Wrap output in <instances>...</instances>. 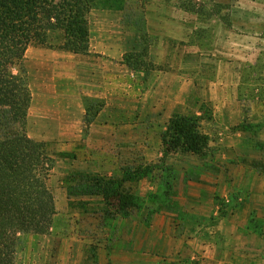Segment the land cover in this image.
Wrapping results in <instances>:
<instances>
[{"label": "crops", "instance_id": "1", "mask_svg": "<svg viewBox=\"0 0 264 264\" xmlns=\"http://www.w3.org/2000/svg\"><path fill=\"white\" fill-rule=\"evenodd\" d=\"M113 42L109 33L99 34L85 56L32 47L27 51L32 103L26 133L44 143L55 161L50 187L57 213L48 235L24 236L21 264H264V227H248L254 212L264 222L263 171L233 164V173H241L242 179L225 182L216 169L206 177L200 164L186 165L181 176L193 173L199 179L184 177L180 191L163 198L153 195L164 172L158 181H151L157 175L151 170L140 185L134 182L131 173L144 165L140 160L144 169L150 168L166 152L154 145L159 118L152 115L159 107L153 101L147 100L146 115L152 114L145 125L136 120V106L129 118L123 113L125 101L130 108L131 97L136 102V90L144 87L133 84L135 74L122 65ZM144 89L147 99L151 90L147 85ZM253 120L264 125V111ZM248 137L241 141L245 152L253 147ZM262 138L264 128L257 139ZM226 146L237 151L234 141ZM214 154L217 160L219 153ZM80 178L99 181L98 191L88 190L95 183ZM111 181L108 188L133 191L140 199L106 196L104 185ZM236 187L244 190L240 211L231 208L229 216L220 217L219 189L224 190L221 201L228 203L226 190ZM211 216L215 225L209 226ZM250 236L254 239L249 242L245 237Z\"/></svg>", "mask_w": 264, "mask_h": 264}, {"label": "rangeland", "instance_id": "2", "mask_svg": "<svg viewBox=\"0 0 264 264\" xmlns=\"http://www.w3.org/2000/svg\"><path fill=\"white\" fill-rule=\"evenodd\" d=\"M95 1L97 5L88 16L90 40L99 34L109 33L113 37L115 51L122 56V65L135 74L133 84L144 88L147 85L151 90L150 97L146 99V90L139 87L135 92L137 101L134 102L135 97L132 96L129 108L127 99V109L123 113L128 114L136 106L133 110L137 111L136 120L145 125L152 114L146 115L147 100L159 107L152 115L153 119L159 118L156 120L159 125L155 131L154 145L164 148L165 156H169V166H163L166 164L163 162L165 156L156 157L152 167L145 169L144 161L140 160L139 164L144 165L131 173L135 174L137 186L146 179L149 171L157 174V178L154 176L151 181H158V176L164 172L162 186L153 196H173V193L180 191V182L184 177L197 180L200 177L193 173L181 176V169L186 165L200 164L201 172L206 177L210 172L214 175L213 170L216 169L219 178L225 182L242 179L241 173H233V164L251 165L264 173V164L257 162L258 158L264 162V141L263 138L257 139L264 125L253 120L264 111L261 106L264 103V0ZM42 48L52 50L38 46H33L32 50ZM82 75L86 77L88 74ZM126 116L123 115V119ZM177 116L200 119L202 130L210 137L209 146L201 156L180 151L169 154L166 151L162 140L168 133L171 120ZM248 136H251L250 145L253 147L245 152L242 142L245 143ZM233 141L237 144V151H230L226 146L227 142ZM214 153H219L218 161ZM226 153L239 155L227 158ZM83 181L94 183L80 178V182ZM93 185L88 190L93 188L97 192V184ZM104 187L108 197L126 195L137 200L138 195L133 191L124 194L123 190L108 188V183ZM223 191L219 189L217 195L220 217L229 216L231 208L235 212L240 211L238 199L243 196L244 190L240 187L228 188V203L221 201ZM214 218L211 216L209 226L215 225ZM262 226L264 222L254 212L248 227L258 230L257 227ZM245 238L249 242L254 239ZM24 252L25 246L20 263L25 260Z\"/></svg>", "mask_w": 264, "mask_h": 264}, {"label": "trees", "instance_id": "3", "mask_svg": "<svg viewBox=\"0 0 264 264\" xmlns=\"http://www.w3.org/2000/svg\"><path fill=\"white\" fill-rule=\"evenodd\" d=\"M96 5L95 0H0V264H21L24 236L48 235L57 213L50 187L55 161L44 143L26 133L32 103L27 51L38 46L88 55V16ZM199 122L173 118L162 140L166 151L201 156L210 137Z\"/></svg>", "mask_w": 264, "mask_h": 264}]
</instances>
